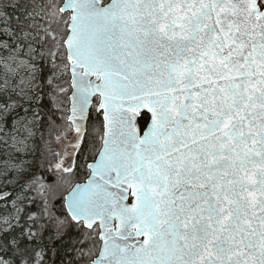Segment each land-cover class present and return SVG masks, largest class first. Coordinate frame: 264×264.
<instances>
[{"label": "snow or ice", "instance_id": "snow-or-ice-1", "mask_svg": "<svg viewBox=\"0 0 264 264\" xmlns=\"http://www.w3.org/2000/svg\"><path fill=\"white\" fill-rule=\"evenodd\" d=\"M0 52V129L71 135L0 167V264H49L47 228L61 264H264V0H13Z\"/></svg>", "mask_w": 264, "mask_h": 264}, {"label": "trees", "instance_id": "trees-1", "mask_svg": "<svg viewBox=\"0 0 264 264\" xmlns=\"http://www.w3.org/2000/svg\"><path fill=\"white\" fill-rule=\"evenodd\" d=\"M3 3V2H0ZM8 4V3H4ZM10 5V3H9ZM8 11L11 12L12 9L8 8ZM3 53V52H1ZM5 54V53H4ZM38 63L40 64V75L47 77L50 74V65H45L43 62H40L38 60ZM70 89L68 92V98L66 99V102L64 104H57L56 110H53L49 112V114L52 116V120L55 121V124L60 125L64 123V121L61 120V116L69 115V104H70ZM41 106L45 109V111H49L52 109V103L49 100L47 96L44 97L43 101L41 102ZM60 108L67 109L66 112L59 111ZM102 117L98 115L95 108L91 110V120L89 123H95L99 120H101ZM36 135L34 136V140L32 141V146H27V152H15L12 151L10 148L2 147L1 142L2 139L5 138L4 133L0 131V148H1V156H4L6 154H11L12 159L20 163V165L25 168L29 169L30 172H36L39 170L40 174L42 176H48L50 168V158H51V150L49 151V142L50 139L54 140L59 133H61V130H64L63 127L59 129H53L52 131L49 130V126L47 123V117H45V123L43 127L35 128ZM82 163L83 160L81 161ZM89 169L85 166L83 167L79 173L76 175V177L73 179L72 183L74 184L77 181L84 180L88 175ZM29 196L35 195V193H28ZM59 207V205H58ZM3 208H0V212H3ZM60 214L59 212L57 213ZM70 236H76L77 233L75 230L70 232ZM69 237L65 236L63 240L56 238L55 231L52 228H47L43 233V245L45 248L48 249V258H49V264H52V261H55V264H61V259L63 258V253L65 249L69 246L67 241ZM101 241L98 236L95 237V239L89 241V247L92 248V254L89 256H86L84 260L81 262V264H91V260L98 254L100 249ZM52 249L56 250V255L53 256Z\"/></svg>", "mask_w": 264, "mask_h": 264}, {"label": "rangeland", "instance_id": "rangeland-1", "mask_svg": "<svg viewBox=\"0 0 264 264\" xmlns=\"http://www.w3.org/2000/svg\"><path fill=\"white\" fill-rule=\"evenodd\" d=\"M0 2L11 4L13 0H0ZM0 55H5V54L0 52ZM9 63H11V61ZM0 64H2V61H0ZM35 130L36 129L32 128L31 125H29L28 128L24 129L22 132L19 133L13 132L11 122L9 121L6 128L0 129V131L3 132L5 136V138L2 139L1 145L2 147L10 148L12 151L15 152H22V153L27 152L28 151L27 146H32V141L34 140V136L36 135ZM63 131L64 130H61V133ZM8 135L16 136V139L15 140L8 139L7 138ZM68 139H71V135L61 136V139L59 140H57L56 138L54 140L50 139L49 142V146H50L49 151L51 150V158L49 163L50 166L51 163L54 161V159H56L55 154L62 152L64 150L63 146L65 145ZM5 141H7V143H5ZM0 154H1V148H0ZM7 160H11L13 163L20 165V163L12 159L11 154H6L4 156L0 155V167H3V162Z\"/></svg>", "mask_w": 264, "mask_h": 264}, {"label": "water", "instance_id": "water-1", "mask_svg": "<svg viewBox=\"0 0 264 264\" xmlns=\"http://www.w3.org/2000/svg\"><path fill=\"white\" fill-rule=\"evenodd\" d=\"M105 2H107V0H105ZM70 95H71V92H70ZM69 98H70V96H69ZM70 108H71V99H70V104H69V110H70ZM69 115H70V112H69ZM66 144V143H65ZM89 173H90V169H89ZM89 173H88V175H87V177L84 179V180H82V181H77V182H75V183H86L87 182V180H88V178H89ZM74 183V184H75ZM101 241V244H100V249L102 248V245H103V241L102 240H100ZM100 249H99V251H100ZM99 253V252H98ZM98 255V254H97ZM97 255L93 258V259H96L97 258ZM92 259V260H93Z\"/></svg>", "mask_w": 264, "mask_h": 264}]
</instances>
